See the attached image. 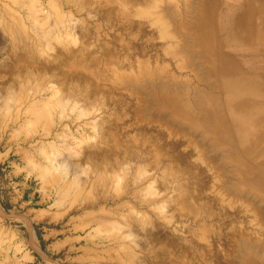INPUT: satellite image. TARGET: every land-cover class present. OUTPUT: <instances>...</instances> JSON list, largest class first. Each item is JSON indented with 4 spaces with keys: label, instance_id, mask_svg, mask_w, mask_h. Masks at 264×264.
Masks as SVG:
<instances>
[{
    "label": "rangeland",
    "instance_id": "1",
    "mask_svg": "<svg viewBox=\"0 0 264 264\" xmlns=\"http://www.w3.org/2000/svg\"><path fill=\"white\" fill-rule=\"evenodd\" d=\"M168 1L172 10L198 9L192 0H0V264H244L249 254L264 258V199L227 193L230 185L242 187L227 149L166 110L162 118L153 115L159 87L145 84L140 64L160 67L161 78L168 72L174 81L196 84L187 65L194 51L177 31L180 25L188 32L195 15L164 16L165 26L149 21ZM164 29L174 34L173 43L184 44L166 46ZM155 151L168 153L166 179ZM181 167L191 174L175 175ZM183 177L192 190L187 207L175 186ZM208 226L205 238L201 228Z\"/></svg>",
    "mask_w": 264,
    "mask_h": 264
},
{
    "label": "bare ground",
    "instance_id": "2",
    "mask_svg": "<svg viewBox=\"0 0 264 264\" xmlns=\"http://www.w3.org/2000/svg\"><path fill=\"white\" fill-rule=\"evenodd\" d=\"M192 1L194 3H196L195 6L198 7L197 12L193 13L195 16H192L193 19H195V20H193V23L191 26L187 27L188 32H183V30L180 28V25L177 26V31H178V33H181L182 36L186 40L188 39L187 41L190 42V45H189L190 49L192 50V52L194 51L193 53L191 52L192 53L191 55L187 56V57H189L188 58L189 60L187 59L188 60L187 65H188V68L190 67L189 70L191 69L194 73L193 79H195L196 84H194L193 86L192 85L190 86V84L188 82L183 83V82H180L181 80L180 81H177V80L174 81L172 76L169 75L168 72L165 73V75L163 74L164 77L161 78L160 77L161 76L160 75L161 70L158 69L160 67L149 70L151 68L146 69V67H143V65L140 64L139 67H141V71L143 72V74H145L144 79L147 80V81H145V84H148V86L153 84V85H157L159 87V90H157V92H155V99H157V104L159 105V107H157V111L153 115L159 116L158 118H162L163 111L166 110V111H168V114H171L173 116V118L176 119L175 121H178V123H182V124L189 123L190 127L192 126L191 128L196 129L198 131L200 129L206 135H208V137L209 136L214 137L215 141H216V143L214 145L221 147V148L222 147L226 148L227 154H225V155L227 156V159L232 164H234L236 166V168H237V166L240 168L238 170L237 175L241 181L242 187L241 188L238 187V189H237L236 186L230 185V186L226 187L227 191H228V192L227 191L226 192L230 193V194L234 193V196L233 195L232 196L238 197L239 199L242 196V198L245 197L247 200H248V198H249V200H251V198L253 200L254 199L262 200V198L264 199V57H263L261 52L264 50V0H228L229 1L228 5H230V8H228V9H225L226 5L224 4L223 0H192ZM191 4H193V3H191ZM171 5H172L171 2H169V1L166 2V5H164V6H166L165 10H164V8L161 9V11H163V13L162 12H160V13L156 12L155 13L153 10L154 15H153V17H151L152 19H149V17L147 16L149 21L151 23H155V25L159 24L158 26H160L163 22H165L164 16L168 15L170 19H173L174 21H176L177 19L181 18V15L184 14L185 11L188 12L187 15L192 14V10L189 9L190 6H188V8L184 7L186 9H185V11H182V10H172ZM178 9H179V7H178ZM120 10H121V14H122L123 19L125 21H129V19H125V17L127 16L126 10L124 8H121ZM195 10H196V8H195ZM143 11L140 12L141 15L143 14ZM187 20H188V18H187ZM161 26H165V24H163ZM42 31H43V29H42ZM162 32L164 33L163 38L165 40H167L166 46H169V47L173 46V48H174V47H176V45L182 43L181 40H179V41H181L180 43H173V39H175V37H174V34L169 33L171 31L168 32V30H167V32H165V29H164V31L162 30ZM175 34H177V33H175ZM182 40L184 41L183 38H182ZM174 42H176V41H174ZM182 44H184V42ZM184 46L186 47V44ZM177 51H179V48ZM168 52H170V51H168ZM187 52H189V51H187ZM173 53L175 54V51ZM181 53L182 52H180V54ZM60 55H62V54L60 53ZM176 55L178 57L179 54L177 53ZM179 58H180V56H179ZM179 58H176V59H179ZM181 58H183V57H181ZM183 59H185V58H183ZM144 61L145 60H143V62ZM72 64H70V65L72 66ZM64 65H65V63H64ZM71 66L68 68L70 69ZM76 67H78V66H76ZM72 68L75 69L74 67H72ZM81 69H83V67ZM138 69H140V68H138ZM75 70H77V68ZM75 70H73V71H75ZM124 72L122 71V74ZM139 74H140V72H139ZM126 79H127V77H126ZM128 79L131 81L132 80L134 81V79H135V81L137 83H139V84L141 83L140 82L141 80H137V78H135V77H130V78L128 77ZM179 87H180V89L177 90V88H179ZM191 92L194 95V97L196 96V98H194V100H192L191 97H189ZM138 108H140V106ZM183 127H185V126H183ZM173 128L176 131H178L179 127L175 126ZM182 131H185V130H182ZM188 135H190V134L188 133ZM192 137L189 136V138H192ZM192 140H191V142H192ZM205 150H209V149H205ZM211 150H212V148H211ZM166 154H168V153H166L165 151H163V152L162 151H160V152L155 151V153H154V159L159 160V162H161V164H162L161 166H163V168L165 167L164 161L166 158ZM202 155H203L202 160H204L203 157L205 155L204 154H202ZM98 157H99V155H98ZM199 157H201V156L199 155ZM167 158H169V157H167ZM213 158H214V156H213ZM216 158H217V160H219L218 157H216ZM206 159H208V158L206 157ZM206 159L204 161H206ZM210 159H212V158H210ZM115 165H117V164L115 163ZM183 165H182V167H183ZM211 166H215V165H211ZM171 167H172V165H171ZM182 167L180 168V170H178L179 173L177 171H174L175 175L181 174L180 177H182V175L191 174L189 170L185 169V167L184 168H182ZM219 168L223 172V169H224L223 164L219 165ZM219 168H216V170L217 169L219 170ZM172 169H170V170H172ZM224 171H225V169H224ZM172 172L173 171H171L169 173L173 174ZM166 175L168 176V169L164 168L163 172H162L163 179H166V177H167ZM224 175H226V174H224ZM224 175L222 177H224ZM219 178H220V175H219ZM222 180H224V179L222 178ZM163 181H165V180H163ZM177 181L178 182H176L175 186H176V188H178L180 190L179 193H180L182 202L184 204H186V207H187L188 204L191 202V201L190 202L188 201V198L190 197L189 195H190V192L192 190L190 191L189 185L185 181V178L183 181L182 180H177ZM218 182L220 183V181H218ZM189 183H191V182H189ZM233 183L235 184V182H233ZM214 185H220V184H214ZM175 186H174V188H175ZM215 187L217 189V187H219V186H215ZM220 187H222V185H220ZM224 190H226V189L224 188ZM222 191H223V189H222ZM223 192H221V193L223 194ZM193 195L194 194L192 193V196ZM218 196H220V195H218ZM192 198H190V199H192ZM232 199L233 198H231L230 200L232 201ZM226 200L227 199H225V201ZM204 201H206V200L204 199ZM223 201L224 200H222L221 202H223ZM221 202L220 203L218 202V203L221 204ZM223 203H222V207H224ZM239 203L240 202H238V204ZM247 203H248V201H247ZM191 204H192V202H191ZM241 204H242V202H241ZM246 204L244 205V207L246 206ZM252 204H254V203L252 202ZM257 205L260 206L262 204H257ZM249 206H250V204H249ZM194 207H197V206H195V204H194ZM194 207H193V209H194ZM244 207H242V208H244ZM253 207L255 208V206H253ZM262 207L260 209H262ZM208 208H207V210L212 211V209L210 210ZM179 209H181V207ZM245 211H246V208H245ZM247 211H248V209H247ZM254 211H256V210H254ZM191 213H194V211L191 210ZM219 213H218V217H219ZM249 214H251L250 210H249ZM256 214H258V213H256ZM223 215H226V214H223ZM246 215L248 216V213ZM250 217H248V218H250ZM259 218H260V216H259ZM253 219L257 220L254 217H253ZM253 219L250 218L251 223H253L252 222ZM224 220H226V219H224ZM231 220H232V218H231ZM259 220L261 221V218ZM259 220L257 222H255V221L254 222L258 223ZM237 221H235V222H237ZM230 222H233V221H230ZM230 222L228 225H230ZM238 223H240V222H238ZM241 224H239V225H241ZM218 225L219 224H217V226ZM235 225L237 227H235L234 225L233 226L235 228H237V231H239V233H240V231H242V229L238 230V224H235ZM248 225H251V224H248ZM222 226H223V224H222ZM256 226H258V225L256 224ZM225 227H224V230H225ZM252 227H253V225H252ZM202 228H201V230H202L201 234L205 238L208 235L210 236L211 233L209 234V232H211V230L209 229V226L207 227L208 229L207 228L202 229ZM243 228H245V227H243ZM211 229H213V228H211ZM214 229H215V227H214ZM220 229H221V227H220ZM226 230H228V228H226ZM231 230H232V228L229 229V231H231ZM233 230H234V228H233ZM245 231H247V230H245ZM212 232H213V230H212ZM219 232L222 233L223 231L221 232V230H220ZM233 232H235V231H232L231 233H233ZM220 233H218V236L220 235ZM231 233H230V235H231ZM250 233H251V229H250ZM227 235H228V232H227ZM233 235H235V234H233ZM238 235H241V234H238ZM153 236H154V234H152V237ZM218 236H215V239ZM257 236H259V233L257 234ZM227 237H229V236H227ZM231 237H232V235H231ZM262 238H264V237H262ZM226 239H230L231 244H232V242H233L232 238H226ZM235 239H236V236H235ZM201 240H202V238H201ZM221 241H223V240H221ZM166 242H167V240H166ZM234 242H235V240H234ZM248 244H250V242H248ZM254 244H255V242H254ZM225 246H227V245L225 244ZM240 246H243V245H240ZM238 248H239V246L237 247V249ZM244 248L245 247L243 246V249ZM248 249H249V247H248ZM231 250H233V249H230V251ZM217 251L218 250L216 249V252ZM225 251L227 252L228 249H226ZM259 251H260V249H259ZM164 252H166V250ZM263 252H264V250H263ZM165 254L166 253H164V255ZM223 254H224V252H223ZM239 254H240V252H239ZM225 255H224V257H225ZM229 256H231V255H229ZM235 257L233 255L232 258L235 259ZM167 258H168V256H167ZM219 258L220 257H218V259ZM177 259L179 260V258H177ZM230 259L231 258H229L228 260H230ZM183 260H182V263H183ZM215 260L216 259L214 258V261ZM239 260H240V258H239ZM230 261H228V262H230ZM235 263H237V262L233 263V261H232V264H235ZM50 264H54V263L51 262ZM210 264H211V261H210ZM244 264H264V258H263V256L261 257L259 254H253V255L249 254V255L245 256Z\"/></svg>",
    "mask_w": 264,
    "mask_h": 264
},
{
    "label": "crops",
    "instance_id": "3",
    "mask_svg": "<svg viewBox=\"0 0 264 264\" xmlns=\"http://www.w3.org/2000/svg\"><path fill=\"white\" fill-rule=\"evenodd\" d=\"M261 53H262V55H263V57H264V50H263ZM0 159H1V156H0Z\"/></svg>",
    "mask_w": 264,
    "mask_h": 264
}]
</instances>
